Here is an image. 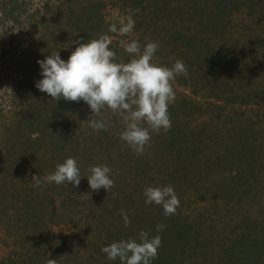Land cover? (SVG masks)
Segmentation results:
<instances>
[{
	"label": "trees",
	"instance_id": "1",
	"mask_svg": "<svg viewBox=\"0 0 264 264\" xmlns=\"http://www.w3.org/2000/svg\"><path fill=\"white\" fill-rule=\"evenodd\" d=\"M44 7L46 14L34 20L39 10L30 1L0 0V26L40 27V46L29 49L32 55L19 53L27 63L19 67L31 77L14 71L18 86L9 94L7 116L1 114L0 232L14 242L0 264H48L49 259L55 264H119L101 249L121 239L138 240L141 230L162 239L152 264H179L181 256L191 264H264V214L249 207L246 212L238 204L243 197L247 203L264 197V0H59L51 11L50 5ZM109 8L119 10L122 18L134 11L131 37L124 41L108 33L119 62L131 59L122 42L135 39L142 48L148 42L159 44L153 63L172 67L179 59L188 69L187 77L178 75L172 82L171 129L153 132L143 155L120 139L124 127L116 126L120 117L109 109L96 117L110 120L108 130L94 131L84 101L56 102L35 86L43 77L32 65L42 50L45 55L59 51L67 60L77 46L73 41L84 43L107 33ZM10 55L9 67L19 58ZM256 107L259 114L253 115ZM68 157L80 168L78 187L67 182L34 186V176L54 172ZM93 165H107L115 186L109 192L91 191L86 199L81 192L90 189L86 176ZM206 175L219 181L209 186L216 190L198 199L193 191L200 190ZM167 185L178 198L190 190L189 203L216 197L211 204L240 225L237 221L227 236L211 214L199 212L192 225L181 209L164 216L162 206L146 204L143 193L148 186ZM122 208L131 221L127 227ZM62 222L76 228L81 223L90 233L81 236V251L55 235L53 227ZM208 222L212 224L204 231ZM158 224L165 225L159 232Z\"/></svg>",
	"mask_w": 264,
	"mask_h": 264
},
{
	"label": "clouds",
	"instance_id": "2",
	"mask_svg": "<svg viewBox=\"0 0 264 264\" xmlns=\"http://www.w3.org/2000/svg\"><path fill=\"white\" fill-rule=\"evenodd\" d=\"M133 15L134 11H130L126 18L114 14L107 33L84 43L73 41L77 46L67 60L61 58L59 51L38 60L43 78L36 81L35 86L56 102L61 99L77 103L84 101L91 110L89 127L94 131L108 130L110 120L107 117H96L101 116L103 109H109L123 122L120 139L136 154L143 155L150 145L153 132H167L171 129L168 109L176 99L172 82L178 75L187 77L188 69L185 62L179 59L172 67L153 63L159 44L148 42L142 48L135 39L122 42L131 59L119 62L116 52L110 47L112 38L108 33L131 35L135 27ZM110 171L107 165L89 167L90 175L86 177L92 191L104 188L109 192L115 186ZM81 178L80 168L73 157L57 164L55 171L43 178L33 177L35 187L67 182L74 188L79 186ZM143 194L146 204L162 206L164 216L177 214L180 200L173 186H148ZM120 214L125 227L129 226L131 221L126 210L120 209ZM164 227L158 224L156 230L159 232ZM161 246L160 235L152 236L151 230H141L138 240L121 239L103 247L101 251L108 260L119 261V264H152ZM48 264H55V259H49Z\"/></svg>",
	"mask_w": 264,
	"mask_h": 264
},
{
	"label": "rangeland",
	"instance_id": "3",
	"mask_svg": "<svg viewBox=\"0 0 264 264\" xmlns=\"http://www.w3.org/2000/svg\"><path fill=\"white\" fill-rule=\"evenodd\" d=\"M27 1H30L33 8H37L39 10L38 15L34 14V20H36V19H38V17L42 16L43 12H44V14H46L44 5H50L49 10L51 11L59 4V0H27ZM117 13L122 18V14L119 12V10H116L114 8H109V11H107L106 14H107V16L112 18L113 15L117 14ZM8 26H9V24L8 25L4 24V25L0 26V124L3 123L2 122L3 119L1 117V114L3 113L4 116H7V113L11 107L8 104V97H9V94L12 90V86L13 85L18 86V85H16V81H13V79L16 78L14 71L17 72L18 76H19V74H22V73L27 74V69H25V71H23L22 67H19V66H24V65L26 66L27 65L25 59H21V54L22 53L25 54L29 51L30 52L29 55H32V53H31L32 50H29V49H36L38 46H40V45H38V42H36V38L38 36L37 30H39L40 27H38V26H35V27L31 26L30 27L27 24L21 25L23 27V29H21V27H19V26H15V25H12L11 28H9ZM131 36H132V34L129 35L128 37H131ZM120 37L124 38L123 40L126 41L125 38L127 36H121L120 35ZM28 44H31L32 47L28 48ZM44 50L45 49L42 50V54L39 57V60H43V59H45V57L48 56L47 54L46 55L43 54ZM35 51L40 52V50H35ZM20 52H22V53L19 54ZM10 54H12L13 56L18 55L19 58H17L16 64L14 66L9 67L8 62L11 58ZM32 66H37L35 68H37L38 70H41L40 65L38 63H36V65H32ZM21 71H22V73H21ZM28 76H30V75H28ZM177 91L180 92L181 90L177 89ZM182 91H184V90H182ZM184 92H186V91H184ZM253 112H254L253 115L259 114V112L257 111V107L255 110H253ZM247 114L249 115V113H247ZM238 116H240V114ZM249 119H252V117H249L248 121H249ZM116 126L118 128L120 126L124 127L121 118L118 119ZM206 176H207V179L202 178L203 181L199 182L200 190H198L197 193L195 191H193L194 197H197L198 199L203 194L208 195V193L211 194L212 190H216L215 187L210 188L209 186L212 184L213 185L216 184L219 181V179L218 178L214 179L208 175H206ZM91 191H92L91 188L90 189L89 188H83L82 192H81L83 195L82 197H84L86 199L91 198V196H92ZM207 191H208V193H207ZM243 193H244V195H246L244 190H243V192L240 194L242 197H243ZM189 194H190V190H188L186 192V189H185V193H181L180 198H179L180 207L178 209H181L185 213L186 217H184V218H187V217L190 218L189 223H191V225L193 223L192 220H196L198 213L203 212L202 216L211 214V219L213 218L212 219L213 222L215 221V227L220 228V230H223L224 234L227 236L229 234V230H233L235 227H238L236 225V223L238 221V220H236V217L230 216V214L225 216V214H223V210H217L221 206H214L215 204H211V202L215 201L216 197H214L212 199H207V200H203V198L200 200H197V198L196 199L194 198L195 202L189 203L188 200L186 199ZM217 198H218V196H217ZM218 199L222 200V197H220ZM223 200H224V202L227 203L226 205L229 206L228 205V198H224ZM246 201H247V199H245L243 197V199L242 200L240 199V201L238 203L239 206L242 207L243 210L245 208V211L249 212L248 211L249 209L246 208V207H249L250 210L251 209L255 210V214H257V211L264 214V207H263L264 206V197H261V199H259V200H258V198L256 200L248 199V201H249L248 203H251L253 208H251V206H249V204ZM255 201H258L257 204H253V202L255 203ZM229 204L235 205L234 201H232V200L229 202ZM260 205H263V206H261L259 209ZM225 206H222L223 209L227 208ZM93 207H95V206H93ZM252 210H251V212H253ZM216 212H218V213L215 214ZM217 215L219 217L221 216L220 221H218L219 219H217V217H216ZM232 215H234V214H232ZM228 216H230L231 218H229ZM227 217L229 218V220L227 219ZM185 220L186 219H184L183 221L185 222ZM211 222L210 223L208 222L205 225L204 231L207 230V226H209V224H212ZM238 223H239V221H238ZM239 225H240V223H239ZM53 231L57 237H63L65 239H67V242H69L72 246H74V247L78 246L80 251H81V248L83 249V244L80 243L81 236H86V237L90 236V233L86 231L85 227H81V223H79L78 228H76L75 226H73L71 224H68L66 222H62V223L55 225L53 227ZM127 232H130V231H127ZM12 238L13 237H11V236L2 235L0 232V257L5 255L7 250H10L11 242L12 243L14 242V241H12ZM177 259L179 260V257ZM179 264H191L190 259H188L187 257L181 256Z\"/></svg>",
	"mask_w": 264,
	"mask_h": 264
}]
</instances>
